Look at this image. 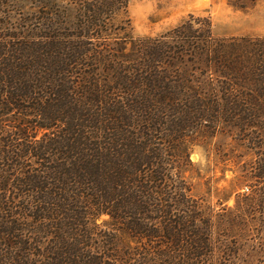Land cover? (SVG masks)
Listing matches in <instances>:
<instances>
[{
    "label": "trees",
    "instance_id": "16d2710c",
    "mask_svg": "<svg viewBox=\"0 0 264 264\" xmlns=\"http://www.w3.org/2000/svg\"><path fill=\"white\" fill-rule=\"evenodd\" d=\"M131 1L0 0V264H264V36ZM217 137L234 206L195 191Z\"/></svg>",
    "mask_w": 264,
    "mask_h": 264
},
{
    "label": "rangeland",
    "instance_id": "374dc122",
    "mask_svg": "<svg viewBox=\"0 0 264 264\" xmlns=\"http://www.w3.org/2000/svg\"><path fill=\"white\" fill-rule=\"evenodd\" d=\"M133 34L136 37L156 36L177 26L190 14L211 17L213 33L219 38L264 36V0H132L129 4ZM223 145L230 159L222 162L215 146ZM231 149L233 152H231ZM233 139L217 137L211 147L197 146L192 160L203 179L196 180L195 191L213 204L234 206L237 194L248 193L247 186H239L241 164L247 157ZM243 160L240 165L237 161Z\"/></svg>",
    "mask_w": 264,
    "mask_h": 264
}]
</instances>
